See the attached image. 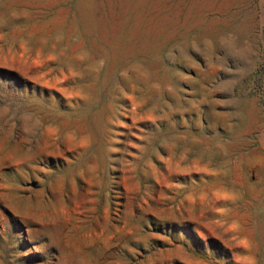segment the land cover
I'll use <instances>...</instances> for the list:
<instances>
[{
  "label": "rangeland",
  "instance_id": "obj_1",
  "mask_svg": "<svg viewBox=\"0 0 264 264\" xmlns=\"http://www.w3.org/2000/svg\"><path fill=\"white\" fill-rule=\"evenodd\" d=\"M0 264H264V0H0Z\"/></svg>",
  "mask_w": 264,
  "mask_h": 264
}]
</instances>
